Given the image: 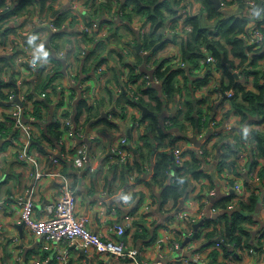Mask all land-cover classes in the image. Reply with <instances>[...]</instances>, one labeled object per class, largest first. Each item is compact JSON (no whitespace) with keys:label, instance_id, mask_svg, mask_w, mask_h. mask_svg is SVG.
<instances>
[{"label":"trees","instance_id":"16d2710c","mask_svg":"<svg viewBox=\"0 0 264 264\" xmlns=\"http://www.w3.org/2000/svg\"><path fill=\"white\" fill-rule=\"evenodd\" d=\"M48 1L15 0L11 2V0H0V8L9 2L12 3L9 9L0 10V33L1 35H5V38L1 42L7 45L10 33L16 32L19 28L18 24L11 25L9 20L26 15L29 12L28 6L30 4H38L42 11L49 8V13L52 14L54 8L47 5ZM198 1H202L205 4L206 12H204L205 14L202 11L191 12L185 18L186 23L191 26L187 37L183 38L180 42L181 57L185 61V66L170 64L169 58L161 60L156 64L153 69L154 72H152L154 76L161 79V83L146 86L143 79L142 83H138L137 91L141 93L138 97L131 95L132 91H136V86L130 91L124 89V91H127V94L123 91L119 97H116V89L113 90L110 84L112 79H108L106 90L110 101H115L117 107L115 108L114 105V108L107 115H103L98 103V105L93 104L87 97H79L83 93L81 90H77V86L80 84L79 82H85L84 78L80 75V77H76L78 82L73 85L71 105L61 114L62 116H71L74 125L79 128L84 113L91 111L95 115L92 114L88 119L96 115L98 116L94 123H101L112 129H119L120 122L114 121V117H119L120 115L118 104L123 108L122 111L125 113L123 101L128 102L129 105L136 106L139 110L141 108L138 102H142L153 110L151 113L142 114L139 119L142 124L144 122L146 124L143 133L137 140V147L131 148L130 144L127 145V148L133 152V159L123 164L113 163L109 172L114 173V177L121 176L122 180H126L130 173L136 172L137 181L142 183L148 181L147 177L150 174L151 168H153L152 177L147 185L151 189L154 188V203H160L161 207L158 213L161 214H164L165 206L171 201L173 204L170 206L169 211L180 207L189 197L193 187L197 183H202L205 178L211 181L210 184L213 187L219 182L218 178L221 181L225 171H229L236 176L244 175L245 173L240 172L239 163L241 154L244 151H248L249 168L251 170L257 166V158L264 156V45L259 49L255 44L248 43L242 36L243 33L249 30L251 19L256 18L260 11L257 12L256 8L251 10L247 6V0H237L240 6L239 11L225 16L224 10L217 8L212 0ZM235 1L232 0L231 2ZM88 3L93 8V11L88 16L89 20H87V23H93L98 17L101 23L98 22V30L93 31L92 34L88 32L80 34L79 32L82 45L84 46L80 54L82 55L83 51L85 52L80 59L79 67L81 68V74L86 77L90 76L89 71L91 68L96 73L101 65L109 61L111 55L116 52L121 59L114 65L113 78L116 79L118 85L124 88L128 86L129 82H139V79L144 78L147 74L145 71H138L140 67L125 53L124 45H127L126 43L131 39H133V43L137 42L136 40L138 39L142 41L145 49L154 52L152 51L153 47L159 42L163 41L161 46L155 51L164 48L169 42H178V36H168L165 33V27L167 24H170L171 27L177 25L180 18L179 10L181 9V3H184L182 5H187V0H88ZM261 8H264V4ZM69 17H72L71 23L76 22V16L70 10L57 13L55 21L60 30L51 32L48 40L41 39L40 37L34 39L26 38L29 43L44 45L45 47V51H43L41 56L37 57L39 60L38 66L34 67L27 63L29 68L37 72L38 78L34 92L27 91L24 94L35 105L34 114L37 118L35 123L44 124L42 134L31 143V150L37 149L46 155L49 153L51 147L59 144L58 141L63 132V123L58 118L57 109L54 108L53 110L52 108L51 96L56 95L60 97L65 91L64 89L58 90L57 84L55 85L54 83L58 74H60V71L57 69L63 66V62L55 57L53 46L59 47V44L54 41L65 34L64 28L67 25L64 26V23ZM138 17L142 25L148 26V31L144 35H141L134 26V21ZM205 18L213 20L214 23L212 25L206 24ZM263 24L264 18L262 21L257 22V25L264 31ZM106 26L109 28V35L105 36L100 34V32ZM134 32L138 34L136 39L131 36ZM115 41L120 42L121 51H115ZM131 45L132 52L137 54L140 60L138 63L141 66L144 59L141 57V54H138L133 44ZM19 50L24 51L20 48V45L15 44V50L12 53L14 55L11 58H8V53L0 55L1 100L8 99L6 88H12L14 92H20L15 86L20 71L14 70L17 65L15 54L17 56ZM209 54L216 57L218 68L220 70L222 68L223 75L228 77L229 82H225L224 79L221 80V88L223 90L233 88L235 91L230 103L232 104V109L235 111L234 113L240 116L239 122L247 125L250 121H253L251 119L255 116L258 123L263 126L262 128L253 127L249 130L251 134L250 140L255 143L249 147L243 142L246 138L245 130H242L241 135L236 132H221L215 142V147L217 148L220 145L219 149L221 151L216 162L215 172L205 167V162H208L206 157L211 154L208 148H205L202 155H199L195 150L187 148L185 154H189L191 158L181 166L175 164L173 154L169 151V147L178 145L183 139L173 131L174 125L175 128H182L186 125L184 121H187L193 128L202 130V110L199 106V100L194 105L193 98L196 96L197 89H201L210 83L213 69L207 65L209 68L202 75H197L195 69L201 65V58L204 57L206 60ZM250 55H252L251 64L254 68L251 65L249 67L245 65ZM149 62L150 59L147 63ZM50 63H53L52 67ZM258 63H261V69H258ZM236 67H240L241 70L245 71L249 80L251 78L254 89L248 87L246 83L233 82L235 75L232 68ZM123 68H129L128 81L122 78V74L124 73ZM9 71L12 73L10 76L12 78L6 80V75ZM181 77H184L185 81H182ZM49 88L52 91L47 92ZM108 88L111 89V92L108 91ZM185 91H187V95H185ZM77 92L79 94L76 96ZM145 95H147L148 99L145 98ZM74 100L77 102L74 103ZM173 104L174 107L177 106L176 112H173L171 109ZM165 120L172 121V124L167 125ZM83 123L85 124L86 121L84 120ZM17 135L18 132L14 129L12 117L6 115L0 121V137L3 136L8 139L5 142L6 144L11 139L16 138ZM53 137L56 140H53ZM45 141L50 144L47 148L44 143ZM62 150H65V147L62 146ZM112 156L110 154L106 158L109 159ZM153 157H155L154 162ZM63 161L69 160L63 159ZM215 173L217 177H215ZM260 179V183L255 184V189L252 190L247 200L235 202L234 196L231 195L215 203L216 207L220 208V213L206 220L205 225H207L208 233L207 235L205 234L207 242L204 245L213 248L211 256L215 261L214 263H216L221 249L227 255L233 254L235 259H239L240 253L236 250L237 246L241 245L248 248L254 243L255 235H253L251 227L258 222L261 210V199L264 195V167L260 169ZM260 184L263 185V188H261ZM143 200L144 198L141 196L137 200V206L132 212L140 208ZM231 203L235 204L234 208H229ZM168 215V217L172 216V214ZM149 217L150 213L137 214L136 230L132 231V228L129 227L124 234V238L129 239L132 237V241L134 240V242L139 239L150 238L146 241L147 245L154 241L158 234V229L163 224L156 220L149 222ZM140 226L142 230H140ZM200 233L198 236H201ZM221 237L224 238L225 242L222 247H218L216 242ZM210 240L212 241L210 242ZM33 252L32 250L30 253H25L26 260H28V257ZM68 264H72V261Z\"/></svg>","mask_w":264,"mask_h":264},{"label":"crops","instance_id":"0c3cea01","mask_svg":"<svg viewBox=\"0 0 264 264\" xmlns=\"http://www.w3.org/2000/svg\"><path fill=\"white\" fill-rule=\"evenodd\" d=\"M187 2L188 4H190L191 12L202 11L203 14H205L204 12H206L205 9L206 6L202 1L200 2L198 0H188ZM182 4L183 3H181V5ZM61 5L62 6L69 5V0H62ZM61 5L51 4L50 6H53L54 10L58 9L59 11ZM239 8L240 6L237 7L233 4H230L228 7L223 8L222 10H224L225 16H229L238 12ZM28 10L29 12L26 15L24 16L22 15L21 17L18 16L19 20L16 18H11L9 20V23L11 25L18 24L19 28L17 29L16 32L10 33V37L7 41H11L14 38L16 39L18 36L16 34H21V37H23L24 41L26 42H27L26 40L27 37L33 39L40 37L41 39L44 40H48L50 38L51 32H53L52 30H50L49 28H38L37 17L39 15V12H41V9L39 8L38 4H34V3L30 4L28 6ZM257 17H259L260 19L263 17L261 12L258 13ZM98 18L96 19V21L101 23V20ZM205 23L208 25H212L214 21L205 18ZM167 27H169V24H167L165 28ZM175 27L177 28V31L173 33V35L171 34V36L177 35L181 39V38H186L187 35L189 34L190 29L186 28L183 25V23H181L179 20ZM65 31L66 32L63 36L57 38L54 41L57 44H59V47L53 46V53L56 58L60 59L63 62V66L57 69L58 71H60V74H58L54 83L61 82L60 84L62 85V88L68 90V84L71 83V79H72V76L68 72V59L61 57L59 55V52L61 50H66L67 52L68 50L69 51L74 50L78 52V48L80 46L82 47L84 46L81 45L82 43L80 39V34L76 25L71 26L68 24V27ZM137 35L138 34L134 32L132 33L131 36L134 39H136ZM4 38L5 35H1L0 33V55L6 53L4 44L1 42V40H3ZM136 41L137 42L133 43V39H131L132 43H129L128 46L125 47L126 48L129 47L128 49H130V54L128 55H130L131 60L134 61V63L140 67L138 68L139 69L138 71H145L147 73L154 72L153 71L154 66L158 62L168 57H172V54H175L176 51L180 49V43L170 42L166 47L158 50L157 52H154L151 55V52H149L147 49L143 47V44L141 50L138 51L136 48V44L141 40L137 39ZM119 43L120 42L115 41L114 43L116 47L115 51L122 50ZM131 44H133L138 54H141V57L144 60H145L144 53H150L148 60L151 58V62L146 63L145 65V61H144L140 66V64L138 63L140 60L137 54L131 51V47H130ZM12 55L14 54L8 53V58H11ZM72 59H73V63H72L73 71H75V69L78 68V72H80L81 74V68L79 67L80 61L78 60V58H75L74 55ZM196 60L200 63L198 59ZM251 61H252V55L248 57V60L245 62V65H247L248 67L249 65H251L252 68H254V66L251 64ZM238 62H240V60H238ZM204 63H205V59L204 57H202L201 65H199L195 69L197 75L204 74L205 72V70H203ZM107 64L109 67L108 70H106V65H105L104 66L105 70L101 72L95 73L94 69L91 68L89 71L90 76L88 77L81 74V76L85 80L84 84L86 86L95 85L100 87L97 91L99 93L96 102L99 104V107L101 108L100 110L103 112V115H107L108 112H111V110L114 108V105L115 108L117 107V103L115 101L112 102L110 101V99H108V92L106 90L107 87L106 81L108 79H112L110 84L113 90H115L114 86L115 84H117L116 79L113 78L115 61L111 60V62ZM239 64L240 66H242L241 63ZM17 66L19 68L16 71L20 70V75L18 74L17 82L15 84L17 90H20V92H24V93L27 91L34 92V88L38 78L37 72L33 71L31 68H28L27 66L26 68H24L22 66V63H17ZM50 66L52 67L53 63H50ZM257 66H259L258 69L262 68L261 63H258ZM232 70L235 75V80L233 82L246 83L249 86H251L250 84L253 82L251 81V78L250 80L248 79V76L245 71L241 70L240 67H236L234 69L232 68ZM214 72H216V76L218 77V79L216 80L221 81L224 79L225 82H229V80L227 79L228 77H225L223 75L222 68L221 70H217ZM11 74H12L11 71H9L6 77L10 78ZM181 80L185 81L184 77H181ZM248 80L249 82L247 83ZM142 82H143V78L139 79V82L136 81L135 83H133L134 87L136 86L135 88L137 89L135 92H131V95L137 94V96H139V94H141L137 90H138V83H142ZM214 82L215 81L213 80V76H212L210 83L204 88L197 89L196 96H194V98L199 100L198 102L202 110V116L204 117V113L206 112L204 111V105L208 104L212 108L208 114L209 117H216L217 119L218 116L219 119L217 120L219 123L221 122V124L223 123L225 124L227 121H229L230 123H234L237 121V123H239L240 116L234 113L235 111L232 109V104L228 100H223L220 97L218 98L217 93L214 91L215 88ZM159 88L161 87L159 86ZM49 89L47 90V92L51 91ZM108 91L111 92V89L108 88ZM71 93L72 91H64V94L60 97L59 96L57 97L56 95L51 96L52 104H53L52 108L53 110L54 108L57 109L58 115L64 112V110L71 105L72 97L71 95H69ZM124 93L127 94V91H124ZM78 94L79 92L76 93V96ZM185 95H187V91H185ZM205 95H208V97L205 98L204 97ZM115 96L119 97L120 95L118 96L115 92ZM79 97H84V96L79 95ZM145 98H147V95H145ZM194 98H193V103H194ZM76 100H74V103L77 102ZM123 103L125 104V109H124L125 113L122 111L123 108L118 104V112L120 115L119 117L116 116L117 119H115L114 117V121L120 122V128L122 130L121 133H118L117 132L118 129L115 130L116 128L112 129L107 125L101 123L99 124L94 123V121L98 117L97 115L93 116V118L91 119H88L92 114H94L91 111L84 113V115L82 116V122L80 124V127H83L86 130L101 131V133H99L98 135L99 142L97 141L93 147L95 153L98 156L97 162L95 163L93 161L96 166L95 171H91L89 167L79 163L78 148L76 147L71 148L70 146L67 147L69 144L65 146V148L66 147L67 148L64 151L66 152V158H67L66 160H69L70 162L63 161L62 158L61 159L62 163H60L59 166L61 170H63L66 174H68L71 177L73 182V187L79 196V206L77 209L78 214L80 216H86L87 218L86 224L89 228H91L94 231L100 232L105 236H112V230L110 229L111 225L114 224L115 222L124 220L127 215L134 216V218L132 219L133 229L136 228L137 214L144 213V205L147 202L153 205V201H154V196H153L154 188L151 189V187L147 185V183L150 182L149 180L152 177L151 171L147 177L148 181L138 183L135 186L130 185L129 177H127L126 180H122L121 176L114 177V173L109 172L110 167L112 166V164H109L111 158L107 159L106 156L110 155V147L112 142L111 137H113V134L115 133V136H117V138H120L123 135L128 134L130 147L135 148V146L137 147L138 145L137 143L138 137L140 138L142 134L140 133V130L135 128V125H138L140 123L141 126L145 127L146 124V122L142 124V122L139 120L140 114H143L142 110L139 111V109L136 106L129 105L128 102L126 101H123ZM194 105H196V103ZM171 109L173 112H176L177 106L174 107L173 104V106H171ZM6 115H10V114H8L5 108L0 107V119L3 120ZM133 116L137 118V122H134ZM222 118L224 119L222 120ZM84 120L86 121L85 124L83 123ZM251 120L253 121H250L249 124L247 125L244 124L243 126L244 127L243 130H245V127L247 126V129L245 130L246 138L247 136L249 137V134H247L249 130L253 127H256V125L259 124L255 116H253ZM206 121L207 120L204 119L202 130H199L198 128H193L187 121H184L186 123L184 127L175 128L174 125L173 131L179 134L183 138L180 141V143H178V145H185L187 143V148L195 150L199 155H202L204 153L205 148H208L211 154L208 155V157H206L208 159V162H205L206 163L205 167L208 168L210 171L215 172L216 162L219 158V156L216 158V155L217 154L220 155L221 152L219 149L220 145L217 148L215 147V142L217 141V137L216 138H212L211 136L208 137L211 128L208 126L209 121L208 123H206ZM133 126L134 129H132ZM43 128H44V124H36L35 138H38L42 134ZM110 129H112V131H110ZM239 131H240L239 134L241 135L242 129H240ZM250 139L251 138H249L250 143L248 147L250 145L255 144L254 141L251 142ZM0 141H1L0 143V264H32L31 260L34 256L38 259L39 264H57V258L55 255L56 246L55 245L53 246L51 243H50L51 245H48L49 243L43 240L38 241V239L34 235L31 234L25 235V227H23L24 235L22 236L19 227L17 226L19 224V221L17 220V217L16 218L13 217V213H14L13 203L17 201V198H19V196L26 194L32 187H34L36 190L35 201L38 207L40 208V215L46 216V213L44 212L46 211L45 206L48 203L55 202L58 199V196L60 194L59 191L60 187L58 182H56V180H52L49 177H45L43 179H37L36 171L38 169L51 170L54 169L56 166H54L48 160L45 153L38 151L37 149H33V151L36 153L35 156L38 160L36 163L22 161L18 159L17 152L15 150V147L16 148L19 147V145L17 144L18 140L16 138H14L13 140L11 139L9 143L5 144V142L8 141V139L2 136L0 137ZM20 141L21 140L19 139V143ZM83 141H87L88 145H90V142L89 140H87V138L78 139L76 140V143ZM44 143L46 145V148L50 146V144L47 143L46 141ZM78 143L76 144L77 146L79 145ZM91 150H92V145H91ZM12 154L15 155L12 156ZM154 160L155 157H153V162ZM112 162H113V158H112ZM214 175L215 177H217L216 173ZM218 181L219 182L214 186L216 188V194L211 198V201L209 203L197 202L195 200L197 196H201L203 193L207 192V189L209 187H212L210 184L211 181L205 178L203 179L202 183H197L195 187H193L192 191L189 194V197L185 200L186 201L185 206H187V211L189 212V214L194 216L199 211V209L201 211L205 209L209 214H211V216H215L220 213V208L215 214L211 213V206L213 205L216 206L215 203L217 201H219L224 197L229 196V190L226 181L223 180V177L221 178V181L218 178ZM224 184H226V186H224ZM260 186L261 188H263L262 184H260ZM141 196H143L144 200L140 208L139 209L137 208L134 212H132V210L135 209V207L137 206V200L140 199ZM132 197L134 198L131 199ZM126 198L128 202L125 201ZM263 198L264 197H262L261 199V204ZM158 204L159 203L157 202L156 205ZM172 204L173 202L171 201L168 205L165 206L164 214L159 213L158 221L159 223L162 222L164 226H165L164 223L165 218L169 216L168 214H172L174 212V209H171L169 211V208ZM17 212L20 213L19 208ZM209 214L204 216L206 217V220L210 218ZM191 219H194V222L191 223ZM191 219L189 221V228L187 230V235L188 234L193 235L194 233L193 225L195 221L198 222L199 220H201V218L199 219L196 217H193ZM259 220L261 221V226L254 224L251 227V229L253 230V235L255 236L261 229L264 228L263 209L261 210V216H258V221ZM203 225H205V223ZM163 228L164 227L158 229V234L154 240L155 242L159 240V234ZM191 231L192 233H190ZM8 235H12V241L8 238ZM198 237L200 236H197L195 239L192 240L195 243L194 245H191V241H190L184 248L181 247L176 251L168 249L167 247L168 244H167L166 248L162 251V256L160 255L156 256L152 251H148V249L155 247L153 246L154 241H152L153 243L151 242L149 245L146 244V241H148L150 238L143 240L139 239L135 242L134 240L132 241L130 239H126V240L131 246L136 245V247H138L143 252L144 256L148 258V260L155 261L160 259L165 264H212L211 261H213L214 263L215 261L211 256V252L213 248L204 246L207 242L206 236L202 235V237L199 238L200 240L196 241ZM184 240L185 238L181 239L182 244ZM211 241L212 240H210V242ZM19 247H22L21 248L23 250L22 253H19L18 250ZM160 247L161 249L163 248L162 245ZM70 249L72 250V255L70 258L72 264H98L97 260H102V259H98V256L99 258H101V256L100 255L97 256V253L93 250L85 252L83 250L75 248L74 246L70 247ZM32 250L34 252L31 253V255L28 257V260H26L25 253H30V251ZM250 257L252 258L251 260L252 262L249 264H258L256 256H250ZM241 259H244V255H240V258L236 259L235 261L238 262ZM222 262H227V254L224 253V251L221 252L216 259V263L221 264ZM243 264H244V260H243Z\"/></svg>","mask_w":264,"mask_h":264},{"label":"built area","instance_id":"2783aa9c","mask_svg":"<svg viewBox=\"0 0 264 264\" xmlns=\"http://www.w3.org/2000/svg\"><path fill=\"white\" fill-rule=\"evenodd\" d=\"M15 1V0H11ZM188 1V0H187ZM232 0H220V8L223 9L228 7L230 4H233L237 7H239V3L237 0L235 2H231ZM9 2L4 7L0 8V10H6L9 9L12 5V3ZM62 4V0H49L48 6L51 4ZM247 6L249 8L254 9L256 8L258 4V0H247L246 1ZM184 4V3H183ZM183 6V7H182ZM58 10V9H56ZM67 10H70L74 16H76V22L71 23L72 17H69L66 22L64 23V26L68 24L71 26L76 25L78 31L81 33L88 32L89 34H92L93 31L98 30V22L95 21L91 24L87 23L88 16L92 13L93 8L88 3V0H69V5L62 6L58 13H63ZM55 12V10H54ZM53 12V13H54ZM261 14L263 17L260 19L259 17L252 18L250 21V28L246 33H243L242 36L246 39V41L250 44H255L257 48H262L264 45V31L260 26L257 25L258 21H262L264 18V8L260 9ZM191 13L190 11V4L187 5H181V9L179 10L180 18L179 21L183 23V25L191 30V26L186 23V17ZM57 15V14H56ZM55 15V16H56ZM55 16L49 13V8H46L44 11L41 10L39 12V15L37 17L38 22V28H49L53 32H56L60 30V27L57 25L55 21ZM19 20V17H14ZM135 28L139 31L141 35H144L148 31V26H144L141 24L140 18H136L134 21ZM264 26V24H263ZM67 27L64 28V30L67 29ZM109 28L106 26L102 29L100 34L102 35H108ZM177 31L176 27H171L169 24V27L165 28V33L169 36ZM18 35L17 38L8 41L7 45H4L6 49V53H13L15 50V44L20 45V48L24 51L19 50L16 56V63H22V66L26 68L27 63L31 64L32 66L36 67L39 64V60L37 59L38 56H41L43 51H45L44 45H36L29 42L24 41L23 37H21V34ZM177 36V35H176ZM178 38V42L173 41L174 43H180L183 38ZM81 39V35H80ZM129 43H132L131 40L126 43L127 45H124V51L128 55L130 54V49L128 46ZM170 43V42H169ZM168 43V44H169ZM167 44V45H168ZM166 45V46H167ZM165 46V47H166ZM131 51H132V45H130ZM61 49V48H60ZM162 49V48H161ZM160 50V49H159ZM154 52H157L155 50H152ZM151 52V51H149ZM151 52V55L154 53ZM78 52L71 50L68 52L66 50H61L59 52V55L61 57L68 59V72L72 76L71 83L68 84V90L65 88H62L61 82H56L58 90L64 89L65 91H72L74 88L73 85L78 82V68L73 71V55L75 58H78L79 56L77 54ZM85 52L83 51V54L80 56H83ZM150 54V53H149ZM130 58V55H128ZM70 57V58H69ZM170 59V64H176L179 66H185V61L182 60L181 57V51L180 49L176 51L175 54H172V57H168ZM120 56L118 53L114 52L111 55V59L107 61L106 63L111 62V60L115 61V64L120 61ZM131 59V58H130ZM80 61V59H78ZM151 62V58H150ZM149 62V63H150ZM207 65L211 66L214 71L220 70L217 66V59L214 55L209 54L205 60L203 70H206L209 68ZM156 66V65H155ZM154 66V67H155ZM28 67V66H27ZM18 66L16 65V68L14 70H18ZM29 68V67H28ZM104 69L103 66L100 67V71ZM20 71V70H19ZM124 73L122 74L123 80H127V75L129 73V68H123ZM237 71V70H235ZM213 76V75H212ZM8 78L6 77V80ZM145 81L146 86H151L152 84H158L161 82V79H159L157 76H154L153 73H147L145 77L143 78ZM249 80L247 81V83ZM80 84L77 86V90L83 93L84 97H87L91 102L97 103L96 99L98 98V86L90 85L86 86L84 83L79 82ZM215 88L214 91L217 93L218 98L220 97L223 100H228L231 102L232 97L235 94V91L233 88L223 90L221 88V81L215 80ZM208 85V84H207ZM206 85V86H207ZM248 85V84H247ZM118 86V87H117ZM204 86V87H206ZM88 87V88H87ZM203 87V88H204ZM218 87V88H217ZM248 87L254 89V86ZM114 88L116 89V94L119 96L121 93L126 90H133L134 85L133 83L129 82L127 87H122L118 84H115ZM6 93L8 94V99L1 100L0 99V107L5 108L7 110L8 114L12 117L14 121V129L18 132V135L16 139L18 140L19 147H15V150L17 152L18 159L25 161V162H31L36 163L38 160L35 156V152L31 150V143L35 139L36 133H35V127H36V116L34 114V108L35 105L33 101L28 100L26 98V95L24 92H14L12 88H6ZM49 90L52 91L50 88ZM134 92V91H132ZM134 94V93H133ZM69 95H72L69 94ZM45 96V93H44ZM134 96L138 97L134 94ZM205 98L208 97V95L204 96ZM148 99V97H147ZM211 106L208 104L204 105V119L207 120L206 123H208V126L211 128L209 132L208 137L212 138H218L219 134L221 132H236L239 133L240 129L243 130V124L242 123H230L227 121L225 124L219 123L217 119L219 117H209V112L211 111ZM141 111V110H139ZM62 114V113H61ZM59 115L58 118L63 123V132L59 138V144H57L55 147H51L49 150V153L46 155L48 160L56 166L54 169L51 170H40L38 169L36 171V178L37 179H43L45 177H49L52 180H56L59 184V191L60 194L58 196V199L55 202L48 203L45 206L44 211L46 213V216L40 215V208L36 204L35 201V193L36 190L34 187H32L26 194L19 196L17 198V201H15L14 207L19 211L17 220L19 223L24 222L25 227V235L31 234L34 235L38 241H46L47 243H51L53 246H56V258H57V264H68L70 262V258L72 255V250L70 247L74 246L75 248H78L80 250H83L85 252H88L90 250H93L97 253V256L100 255L102 260H97L98 264H165L162 260H148L143 254V252L136 246H131L128 241L124 238V234L128 230L129 227H132V231L136 230V228L133 229V221L132 219L134 216L127 215L124 220L115 222L111 225L110 229L112 230V236H105L104 234L94 231L91 228H89L86 224V216H80L78 214V206H79V196L76 193L73 182L71 177L66 174L61 168H59L61 159H67L66 158V152L62 150V146L65 147L67 144H69L67 147H76L78 148L79 153V163L89 167L91 171L96 170V166L94 162L96 163L98 160V156L94 151V144L98 141V135L101 133V131L98 130H86L83 127L77 128L76 125L73 123V118L71 116H62ZM142 114H140L141 117ZM134 122H137V118L133 116ZM224 118H222L223 120ZM1 121V119H0ZM166 124H171L170 120H165ZM224 125V126H223ZM134 127V126H133ZM256 127H263L262 125H257ZM135 128L140 130V133H143L144 127L140 125H135ZM93 129V128H91ZM247 129V126L245 127V130ZM117 130V128L115 129ZM114 130V131H115ZM112 131V129H110ZM118 132V131H117ZM119 133V132H118ZM249 134V137L247 136L246 139L243 140V142L248 146L250 141L249 138H251L250 131L247 133ZM87 138L89 140L90 145H88L87 141L83 142H77L79 145L77 146L76 140ZM111 147H110V154L113 155L111 157L110 163H119L123 164L126 163L129 160L133 159V152L127 148V145L129 144V138L128 134L123 135L120 138H117L115 136V133L113 134ZM139 138V137H138ZM19 139L21 140L19 143ZM73 139V141H72ZM72 141V142H71ZM92 145V150H91ZM66 147V148H67ZM65 148V149H66ZM187 149V143L185 145H174L169 147V151L172 152L174 157V162L176 165H184L187 160L191 158L189 154H185V151ZM105 156V155H104ZM113 158V162H112ZM241 159V160H240ZM239 159L240 163V172L245 173L244 175H234L229 171H225L223 175V180L226 181L228 190H229V196H234V201L237 202L238 200H247L252 192L253 189H255V184L260 183V169L264 167V156L257 158L258 164L254 169L249 168V154L248 151H244L241 154V157ZM94 161V162H93ZM151 172L153 173V168H151ZM248 176V178H247ZM129 177V183L131 186L137 185L139 182L136 179V172L130 173L128 175ZM224 184V186H226ZM216 194V188L209 187L207 189L206 193H203L201 196H197L196 200L197 202H206L209 203L211 201V198ZM264 197V195H263ZM191 200V199H190ZM189 200V202H190ZM125 201L128 202L127 198ZM185 202V203H184ZM180 207L174 209V212L172 213L171 217H166L164 220V224L161 227H164L159 234V240L156 242L154 241L153 246L154 248L148 249V251H152L156 256L160 255L162 256V251L166 248V245L168 249L170 250H178L182 247L181 239L186 238L187 230L189 228V221L191 218H204V216L208 215L209 213L204 209L200 210L192 216L187 211L186 201H184ZM16 203V205H15ZM235 204L231 203L229 205V208H234ZM157 205L153 201V205L147 202L144 205V213H150V217L148 219L149 222H152L153 220L158 221L159 213L156 209ZM263 209L264 212V198L262 200L261 204V210ZM219 209L213 205L211 206V213H216ZM261 210L259 216H261ZM191 215V216H189ZM210 217L211 214H209ZM159 222V221H158ZM194 222V219H191V223ZM196 222V221H195ZM258 226H261V221L259 220L256 223ZM160 227V228H161ZM140 230H142L141 226L139 227ZM189 233V232H188ZM192 233V231L190 232ZM24 235V232H23ZM22 235V236H23ZM187 235V236H186ZM186 236V237H185ZM180 237V239H179ZM132 240V237L129 238ZM224 238L221 237L217 240L216 245L218 247H222L224 245ZM153 243V242H152ZM163 246L161 249L160 246ZM22 247H19V253H22ZM184 248V247H182ZM237 252L240 253V255H244V259H241L240 261L236 262L233 256V254L227 255V262H222L221 264H249L252 261V258L250 256H256L257 257V263L258 264H264V228L261 229L257 235L254 238V243L248 248H245L241 245L237 246ZM221 252L223 250L221 249ZM86 254V253H85ZM234 261V262H232ZM32 264H39L38 259L34 256L31 260Z\"/></svg>","mask_w":264,"mask_h":264},{"label":"water","instance_id":"95a60500","mask_svg":"<svg viewBox=\"0 0 264 264\" xmlns=\"http://www.w3.org/2000/svg\"><path fill=\"white\" fill-rule=\"evenodd\" d=\"M214 2V4L217 6V8H220V0H212ZM239 1H243V0H239ZM264 4V0H259V3L257 4V7H256V10L257 12L260 11L262 5ZM58 12V10H55V12L53 13V16L56 15V13ZM163 42V41H162ZM162 42H159L157 43L154 47H153V50H156L159 46H161ZM136 48L138 51L141 50L142 48V42L139 41L137 44H136ZM149 53H144V57H145V65L147 63V60L149 58ZM146 67V66H145ZM197 99L194 98V104L196 103ZM138 105L140 106L141 110H142V113L145 115L146 113H151L153 112V110H151L147 105L143 104L142 102H138ZM196 113V112H195ZM130 131V130H128ZM53 140H56V138L53 137ZM219 155L217 154L216 155V158L218 157ZM160 203L157 205V211L160 210ZM205 220H206V217L202 218L201 220H199L198 222H195L194 223V233L193 235H188L185 240L183 241V244H182V247H185L190 241H192L193 239H195L198 235H199V232H200V228L203 226V224L205 223ZM19 227V230L21 232V234L23 235V227H24V222H21L17 225ZM212 264H215L213 263V261H211Z\"/></svg>","mask_w":264,"mask_h":264},{"label":"rangeland","instance_id":"374dc122","mask_svg":"<svg viewBox=\"0 0 264 264\" xmlns=\"http://www.w3.org/2000/svg\"><path fill=\"white\" fill-rule=\"evenodd\" d=\"M49 11H50V10H49ZM81 43H82V41H81ZM82 44H83V43H82ZM82 44H81V45H82ZM83 48H84V47H82V46H80V47L78 48V55H79V56H77L78 59H81L80 53L82 52L81 50H82ZM76 50H77V49H76ZM105 65H106V70H108L109 67H108V64H107L106 62H105L104 64H102L101 66L104 67ZM15 68H16V67H15ZM103 70H105V68H104ZM103 70H102V71H103ZM97 72H101V71H100V68H99V70H98ZM100 74H101V73H100ZM80 75H81L80 72H78V75H77V76L80 77ZM216 79H218V77L216 76V72H214V74H213V80L215 81ZM219 79H220V78H219ZM219 82H220V81H219ZM106 83H107V81H106ZM250 85H251V86H254L253 83H251ZM102 87H104V86H102ZM99 88H100V87H99ZM108 99H110L109 96H108ZM115 118H116V117H115ZM116 119H117V118H116ZM118 132H119V133L122 132L121 128L118 129ZM13 155H15V154H12V156H13ZM13 210H14L13 217L16 218V217L18 216L17 209H16L15 207H13ZM200 232H201V233H200V235H201L200 237H202V235H205V234L207 235V233H208L207 225H203V226L201 227ZM200 237H198V238L196 239V241L200 240V239H199ZM8 238L12 241V235H8ZM196 243H197V242H196ZM194 244H195V243H194L193 241H191V245H194ZM48 245H51V244L49 243Z\"/></svg>","mask_w":264,"mask_h":264}]
</instances>
